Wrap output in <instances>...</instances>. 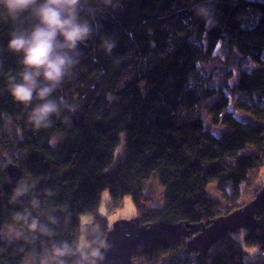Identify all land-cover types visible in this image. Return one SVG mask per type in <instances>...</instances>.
Instances as JSON below:
<instances>
[{"label":"trees","instance_id":"obj_1","mask_svg":"<svg viewBox=\"0 0 264 264\" xmlns=\"http://www.w3.org/2000/svg\"><path fill=\"white\" fill-rule=\"evenodd\" d=\"M115 5L122 7V19L112 15ZM96 9L105 28L93 18ZM78 11L91 28L82 41L90 53L53 93L60 111L51 127L36 129L28 114L39 101L25 105L9 91V77L19 80L23 70L22 53L10 50L9 41L14 32L31 31L37 19L30 10L14 17L0 3V264H23L27 255L29 264H86L112 228L98 215L105 191L112 212L132 197L134 217L144 225L206 224L244 206L242 186L257 187L252 174L264 168V1L81 0ZM219 43L258 66L241 73L235 90L249 101L240 108L254 122L237 119L227 94L210 88L200 71ZM205 111L214 126L228 131L212 133ZM122 135L125 157L110 169ZM5 158L22 170L16 184L9 182ZM152 177L164 188L163 207H154L145 192ZM215 182L232 184L224 202L209 197ZM84 215L97 218L103 235L89 236L91 248L81 254ZM256 218V232L228 235L204 264H264V207ZM7 226L26 237L9 244ZM189 240L175 233L141 244L133 264H199L186 251ZM248 248L259 250L254 261H245Z\"/></svg>","mask_w":264,"mask_h":264},{"label":"clouds","instance_id":"obj_2","mask_svg":"<svg viewBox=\"0 0 264 264\" xmlns=\"http://www.w3.org/2000/svg\"><path fill=\"white\" fill-rule=\"evenodd\" d=\"M80 2L0 0L14 17L30 10L37 19L31 31L14 32L9 41L10 50L22 53L23 65L19 80L9 77V91L19 103L31 105L34 99L39 101L28 114L29 123L36 129L51 127L52 117L60 111L52 95L75 63L70 52L91 34L89 24L79 18ZM198 13L206 15L203 8ZM50 143L55 144V137Z\"/></svg>","mask_w":264,"mask_h":264},{"label":"water","instance_id":"obj_3","mask_svg":"<svg viewBox=\"0 0 264 264\" xmlns=\"http://www.w3.org/2000/svg\"><path fill=\"white\" fill-rule=\"evenodd\" d=\"M112 15L116 19H122L123 9L120 5H115L112 9ZM93 18L100 28L107 26V21L103 17L101 10L93 11ZM90 53L89 47L80 42L78 48L72 52L75 62L85 59ZM239 53L235 51L230 60L231 66L237 65ZM206 75L207 73L203 71ZM7 175L11 184H16L22 177L21 168L4 159ZM264 207V187L256 197L225 217H219L209 221L206 224L183 226L169 225L165 223H155L144 225L139 217H134L129 221H117L111 230L107 233L102 246L88 258L86 264H133V252L141 245H154L161 238L181 233L188 236L190 240L187 243V253L194 254L199 264H204L211 249L223 242L228 235L245 230L247 232H256L259 228V222L256 214ZM5 212L3 193L0 190V215Z\"/></svg>","mask_w":264,"mask_h":264},{"label":"rangeland","instance_id":"obj_4","mask_svg":"<svg viewBox=\"0 0 264 264\" xmlns=\"http://www.w3.org/2000/svg\"><path fill=\"white\" fill-rule=\"evenodd\" d=\"M235 51V49L228 48L226 45H224V43H219L212 57L209 60L201 63L200 71L203 73L205 81L210 88L223 90L227 94L230 100L229 111L234 114L237 119L254 122V119H251L249 116H247L240 108L241 104H249V101L243 94L237 93L235 90L241 73L251 72L258 66L252 59L243 57L240 54L237 57V65L234 67L231 66L230 60ZM203 71H205L207 74L205 75ZM216 100L217 97L208 101L206 105L210 106L216 102ZM204 122L207 128L217 136H221L228 131V129L223 125L214 126L210 117L208 116L207 111L204 112ZM57 139L58 138H55V141H57ZM125 154V136L122 135L121 143L115 152L114 162L110 169L116 167L118 162L124 159ZM252 176L255 178L257 177V187L264 185V168H261L260 171L254 172ZM257 187L255 185L248 188L242 186L241 199L239 201L240 204H247L252 201L256 190H258ZM145 192L150 193L153 196L154 207H163L165 205L166 199L164 195V188L158 178L152 177L150 180H148L146 183ZM231 192L232 184L228 182H215L211 184L208 189L209 197L220 202H224L225 193L231 194ZM109 200V191H105L101 197L98 215L100 218L106 219L108 225L111 227L114 226L117 220L129 221L136 215L137 210L132 197H126L123 206L119 208L117 212L110 211ZM81 230L82 233L79 237L78 248L79 252L84 254L91 248V243L89 242L88 237L93 236L98 239L103 235V230L101 225L98 223L97 218L93 215H84L81 217ZM3 237L9 244H16L21 239L25 238L26 234L19 228L7 226L3 229ZM258 255L259 250L257 248H248L245 261H254ZM30 260V256L27 255L23 264H29Z\"/></svg>","mask_w":264,"mask_h":264},{"label":"built area","instance_id":"obj_5","mask_svg":"<svg viewBox=\"0 0 264 264\" xmlns=\"http://www.w3.org/2000/svg\"><path fill=\"white\" fill-rule=\"evenodd\" d=\"M261 256H264V253L263 252L261 253Z\"/></svg>","mask_w":264,"mask_h":264}]
</instances>
